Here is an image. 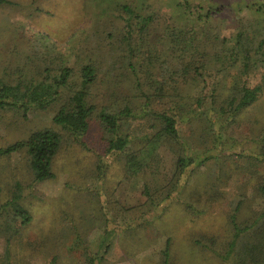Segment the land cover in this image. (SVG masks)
I'll return each instance as SVG.
<instances>
[{
	"label": "rangeland",
	"instance_id": "1",
	"mask_svg": "<svg viewBox=\"0 0 264 264\" xmlns=\"http://www.w3.org/2000/svg\"><path fill=\"white\" fill-rule=\"evenodd\" d=\"M6 1L10 4L0 5V79L4 80L16 79L23 70L29 71L28 78L38 76L46 66L48 73L54 74V69L65 61L76 67L75 61L87 58L99 62L101 72L106 75L123 73L120 65L105 66L102 62L110 56L121 60L125 50L120 41L125 33L124 20L128 18L122 11L123 4L144 16L152 12L160 34L152 35L153 41L161 34L167 39L164 31L167 27L182 28L186 24V10L177 5L183 0ZM189 1L188 12H195L200 5L204 10H217L213 22L223 27V35L236 26L233 17L238 10H242L239 16H248L245 5L258 3L264 7V0ZM110 80L115 79L104 80L94 93L98 109L111 99L110 94L113 96L112 89L107 87ZM56 111L53 105L23 117L14 111L0 110V148L25 140L34 131H59L52 122ZM95 113L84 140L93 150L101 152L103 132ZM252 113L262 118L264 101L255 105ZM130 125H124V130L137 135L145 128L139 121ZM243 128L242 125L228 134L238 143V133H243ZM244 129L247 130L246 126ZM181 134L187 138V125L181 126ZM226 146L223 147L226 154L207 161L195 169L194 177L181 182L183 191L168 183L174 155L166 147L158 153L160 170L154 165L142 178L128 176V179L121 165L111 161L99 178L94 153L71 142H64L53 159L55 179L40 184L31 182L25 152L1 157L0 205L9 197L12 184L19 182L32 221L25 226L13 221L8 227L5 221L11 220L10 212L8 209L0 212V264H88V257L94 258L95 264H163L162 252L168 240L174 258L169 264H233L232 256L225 263L218 256L231 236L227 214L241 197H246L249 203L254 200L253 188L244 189V183L253 184L255 177H248L245 167L236 162L234 152L239 153L243 143L236 150ZM148 152L144 150L141 154L157 159ZM191 171L192 167L187 173ZM260 172L264 175L263 168ZM144 186L149 188L154 206L141 195ZM181 197L204 211L203 215L193 216L185 211L180 205ZM243 256L245 264H254L250 256Z\"/></svg>",
	"mask_w": 264,
	"mask_h": 264
},
{
	"label": "trees",
	"instance_id": "2",
	"mask_svg": "<svg viewBox=\"0 0 264 264\" xmlns=\"http://www.w3.org/2000/svg\"><path fill=\"white\" fill-rule=\"evenodd\" d=\"M8 4L9 1L0 0V5ZM177 5L186 10V24L182 28L167 27V39L161 34L156 41L152 35L160 34L152 12L144 16L121 5L128 17L120 38L125 50L121 60L110 56L102 61L105 66L123 67L121 74L106 75L99 62L87 58L75 61L76 67L65 61L54 69V74L48 73L46 66L38 76L28 78L29 71L23 70L16 79H0V110L26 117L31 111H45L56 105L52 122L59 128L34 131L27 139L0 148V158L25 152L31 182L40 184L55 179L53 159L64 142H71L94 153L99 178L111 161L121 165L128 179L142 178L154 165L160 170L158 153L166 147L174 155L168 183L183 191L181 182L194 177L195 169L226 154V145L229 150H236L243 143L240 152L234 153L237 164L245 167V174L255 177L253 184L244 183V189L253 188L254 200L249 203L241 197L227 214L231 236L218 256L224 263L232 256L233 264H245L243 255L247 254L254 264H264V175L260 172L264 169V116L250 114L255 105L264 101V7L258 3L245 5L248 16H239L242 10H238L233 17L236 26L223 35V27L213 22L217 10H204L200 5L195 12H188L189 0ZM108 79H115L107 82L113 96L110 94L111 99L98 109L94 93ZM94 112L103 132L101 152L84 140ZM132 121L145 126L141 134L124 130V125ZM184 125L188 127L187 138L181 134ZM242 125L247 130L243 128V133H238V144L228 132L234 133ZM144 150L157 159L144 157ZM190 167L192 171L187 173ZM23 191L22 185L14 182L9 197L0 205V212H10L12 221H5L8 227L13 221L21 226L32 221ZM141 195L154 206L147 186ZM179 201L193 216L204 212L182 197ZM253 241L255 244L245 248ZM170 245L168 240L162 252L163 264H169L171 259L173 262ZM87 261L95 264L94 258L88 257Z\"/></svg>",
	"mask_w": 264,
	"mask_h": 264
}]
</instances>
